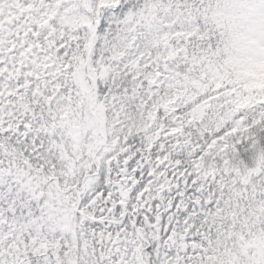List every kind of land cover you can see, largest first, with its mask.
Listing matches in <instances>:
<instances>
[{"label":"snow or ice","instance_id":"6c2138e0","mask_svg":"<svg viewBox=\"0 0 264 264\" xmlns=\"http://www.w3.org/2000/svg\"><path fill=\"white\" fill-rule=\"evenodd\" d=\"M0 264H264V0H0Z\"/></svg>","mask_w":264,"mask_h":264}]
</instances>
